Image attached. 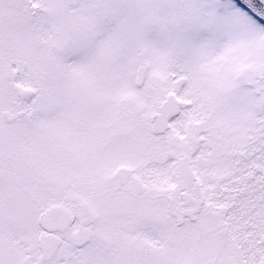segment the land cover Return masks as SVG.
I'll list each match as a JSON object with an SVG mask.
<instances>
[{
	"label": "snow or ice",
	"instance_id": "6c2138e0",
	"mask_svg": "<svg viewBox=\"0 0 264 264\" xmlns=\"http://www.w3.org/2000/svg\"><path fill=\"white\" fill-rule=\"evenodd\" d=\"M0 264H264V0H0Z\"/></svg>",
	"mask_w": 264,
	"mask_h": 264
}]
</instances>
